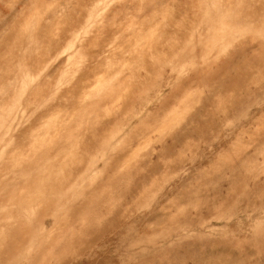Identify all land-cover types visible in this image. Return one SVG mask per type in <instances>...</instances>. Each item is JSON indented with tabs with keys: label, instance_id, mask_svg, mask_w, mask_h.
Returning <instances> with one entry per match:
<instances>
[{
	"label": "rangeland",
	"instance_id": "obj_1",
	"mask_svg": "<svg viewBox=\"0 0 264 264\" xmlns=\"http://www.w3.org/2000/svg\"><path fill=\"white\" fill-rule=\"evenodd\" d=\"M0 264H264V0H0Z\"/></svg>",
	"mask_w": 264,
	"mask_h": 264
}]
</instances>
